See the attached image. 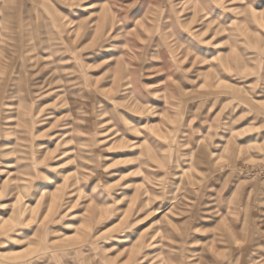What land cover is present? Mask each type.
Instances as JSON below:
<instances>
[{"label": "rangeland", "instance_id": "374dc122", "mask_svg": "<svg viewBox=\"0 0 264 264\" xmlns=\"http://www.w3.org/2000/svg\"><path fill=\"white\" fill-rule=\"evenodd\" d=\"M0 264H264V0H0Z\"/></svg>", "mask_w": 264, "mask_h": 264}, {"label": "bare ground", "instance_id": "6f19581e", "mask_svg": "<svg viewBox=\"0 0 264 264\" xmlns=\"http://www.w3.org/2000/svg\"><path fill=\"white\" fill-rule=\"evenodd\" d=\"M8 166H9V167H12V166H13V164H8Z\"/></svg>", "mask_w": 264, "mask_h": 264}]
</instances>
